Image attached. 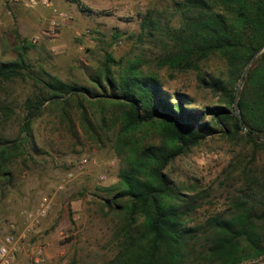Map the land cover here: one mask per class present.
Segmentation results:
<instances>
[{
    "label": "rangeland",
    "instance_id": "1",
    "mask_svg": "<svg viewBox=\"0 0 264 264\" xmlns=\"http://www.w3.org/2000/svg\"><path fill=\"white\" fill-rule=\"evenodd\" d=\"M172 1L52 0L50 5L27 6L0 0V62L15 59V47L27 39V56L38 78L55 76L101 91L97 81L104 82L101 67L106 53L123 63L140 55L168 93H185V101H193L187 105L199 109L214 106L219 96L200 83L198 71L158 68L152 62L157 49L138 36L146 12ZM59 13L67 16L60 18ZM52 19L59 23L53 26ZM202 70L219 75L225 67L214 58ZM40 86L30 78L4 82L0 105L14 111L0 124L4 137L20 136L24 101ZM117 107L81 95L68 103L48 102L29 139L17 151L19 156L0 166V244L12 224L23 227V210L37 208L45 198L52 201L48 214L28 239L26 251L19 255L22 264H35L29 250L40 243L46 245V260L41 264H106L118 252L122 214L108 205L119 191L123 165L115 148L118 127L112 124ZM1 115L0 111V121ZM245 132L219 131L167 166L182 198L192 206L189 225L203 223L210 216L229 215L234 201L250 193L252 186L259 196L264 195V188L251 182L264 180V149L248 140ZM137 135L145 143L159 142L152 128ZM263 139L258 136L257 140ZM83 158L88 162L80 170ZM198 241L187 264H209L202 254L204 239ZM242 264H264V255Z\"/></svg>",
    "mask_w": 264,
    "mask_h": 264
},
{
    "label": "trees",
    "instance_id": "2",
    "mask_svg": "<svg viewBox=\"0 0 264 264\" xmlns=\"http://www.w3.org/2000/svg\"><path fill=\"white\" fill-rule=\"evenodd\" d=\"M138 36L157 49L155 66L198 71L200 83L219 96V103L205 109L187 105L193 101H185V93H168L140 55L123 63L106 53L101 67L104 82L97 81L101 91L55 76L40 79L27 56L28 40L22 39L15 47L16 58L0 62V89L6 81L28 78L41 86L24 101L20 136L6 138L0 131V166L19 156L17 151L48 102L68 103L81 95L91 102L115 103V148L123 165L119 191L108 205L121 212L123 226L120 248L106 264H187L198 239H204L202 254L209 264H242L260 258L264 195L252 186L250 193L234 201L229 215L210 216L191 226L187 215L192 206L166 168L219 131L237 135L242 126L248 128L244 133L248 140L264 149V140H257L264 138V0H173L146 12ZM214 58L225 67L219 75L202 70ZM0 111V124L14 113L4 104ZM67 111L63 107L64 116ZM150 128L159 136L158 143H145L137 135ZM251 182L264 188V180Z\"/></svg>",
    "mask_w": 264,
    "mask_h": 264
},
{
    "label": "built area",
    "instance_id": "3",
    "mask_svg": "<svg viewBox=\"0 0 264 264\" xmlns=\"http://www.w3.org/2000/svg\"><path fill=\"white\" fill-rule=\"evenodd\" d=\"M11 4L23 2L27 6L37 5H50L52 0H8ZM60 18H65L67 14L59 13ZM59 22L55 19L51 20L54 26ZM87 158L80 161L79 169L82 170L86 163ZM74 173H70L72 176ZM51 199L45 198L42 203L35 209H25L21 212L24 225L18 228L17 225L12 224L11 231L5 235L0 244V264H22L19 260V255L26 251V243L34 231L39 226L41 220L48 214L51 208ZM29 258L35 264H41L46 260V245L43 243L36 244L29 250Z\"/></svg>",
    "mask_w": 264,
    "mask_h": 264
},
{
    "label": "water",
    "instance_id": "4",
    "mask_svg": "<svg viewBox=\"0 0 264 264\" xmlns=\"http://www.w3.org/2000/svg\"><path fill=\"white\" fill-rule=\"evenodd\" d=\"M243 75H244V73L242 74V77H243ZM241 83H242V79H241V81H240V83H239V87L241 86ZM238 87V88H239ZM236 100H238V92H237V94H236ZM235 112L236 113H240V109H239V105H238V103H236L235 104ZM240 123H241V125H242V121H240ZM243 127V129L245 130V131H248V128H246L245 126H242ZM264 140V139H263Z\"/></svg>",
    "mask_w": 264,
    "mask_h": 264
}]
</instances>
